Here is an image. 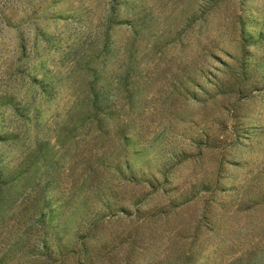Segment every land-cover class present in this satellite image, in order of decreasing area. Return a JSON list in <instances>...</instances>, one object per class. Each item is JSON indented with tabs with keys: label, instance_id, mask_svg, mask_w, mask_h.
Listing matches in <instances>:
<instances>
[{
	"label": "rangeland",
	"instance_id": "obj_1",
	"mask_svg": "<svg viewBox=\"0 0 264 264\" xmlns=\"http://www.w3.org/2000/svg\"><path fill=\"white\" fill-rule=\"evenodd\" d=\"M0 264H264V0H0Z\"/></svg>",
	"mask_w": 264,
	"mask_h": 264
}]
</instances>
